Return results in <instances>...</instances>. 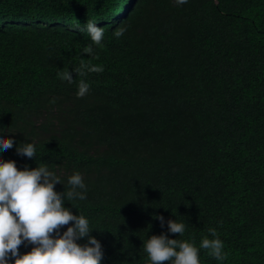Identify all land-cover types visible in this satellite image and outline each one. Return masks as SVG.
Instances as JSON below:
<instances>
[{"label":"trees","instance_id":"obj_1","mask_svg":"<svg viewBox=\"0 0 264 264\" xmlns=\"http://www.w3.org/2000/svg\"><path fill=\"white\" fill-rule=\"evenodd\" d=\"M87 20L104 29L97 59L75 30ZM89 60L104 70L58 77ZM0 131V156L47 165L57 191L82 174L87 199L65 206L89 218L101 264H146L149 235L198 246L210 227L228 258L201 249V264H264V0H0Z\"/></svg>","mask_w":264,"mask_h":264},{"label":"clouds","instance_id":"obj_2","mask_svg":"<svg viewBox=\"0 0 264 264\" xmlns=\"http://www.w3.org/2000/svg\"><path fill=\"white\" fill-rule=\"evenodd\" d=\"M187 2L174 0L178 6ZM75 30L86 32L92 42L81 53L97 59L98 53L92 45L102 46L104 29L96 21L87 20L83 26L76 25ZM125 31L121 27L113 35L120 38ZM103 70L102 64H93L89 60L81 61L71 71L68 68L57 75L71 84L77 75L84 77L88 72ZM89 89V82L81 78L77 83L76 96L83 97ZM13 144V137L0 131V149L12 148ZM16 152L32 158L36 155V146L25 140L16 144ZM57 182L63 183L61 177L45 164L18 168L15 160L0 156V264H101L103 246L96 236L91 235L93 227L89 218L65 206V201L87 199V185L82 174L74 171L69 175L67 188L65 190L64 187L62 192L55 189ZM154 216L163 227L165 217L159 213ZM166 223L168 233L182 235L185 232L183 221L169 218ZM64 225L67 227L61 231ZM208 233L210 236L202 237L198 246L191 239L172 238L165 232L149 235L143 241L146 264H162L165 261L168 264H201V249L207 250L216 261H226L228 252L217 228L210 227ZM21 244H30V250L19 252Z\"/></svg>","mask_w":264,"mask_h":264}]
</instances>
